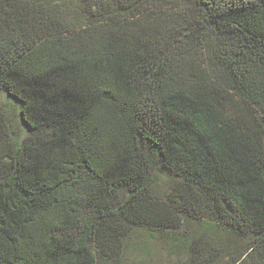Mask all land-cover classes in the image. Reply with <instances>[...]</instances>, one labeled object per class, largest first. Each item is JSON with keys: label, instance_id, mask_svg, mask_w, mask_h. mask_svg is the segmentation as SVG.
Masks as SVG:
<instances>
[{"label": "trees", "instance_id": "trees-1", "mask_svg": "<svg viewBox=\"0 0 264 264\" xmlns=\"http://www.w3.org/2000/svg\"><path fill=\"white\" fill-rule=\"evenodd\" d=\"M0 94V264H264V0H0Z\"/></svg>", "mask_w": 264, "mask_h": 264}, {"label": "rangeland", "instance_id": "rangeland-1", "mask_svg": "<svg viewBox=\"0 0 264 264\" xmlns=\"http://www.w3.org/2000/svg\"><path fill=\"white\" fill-rule=\"evenodd\" d=\"M0 106H3L10 114V120L13 128L21 132V123L18 118V112L13 101L6 100L0 94ZM24 125V123H22ZM25 126V125H24ZM168 181V180H167ZM158 177L155 184L156 194L165 195L169 183ZM124 264H183L185 256L173 255L166 239H151L143 232L136 234L130 240V246L124 251ZM220 264H228L227 258H223Z\"/></svg>", "mask_w": 264, "mask_h": 264}]
</instances>
